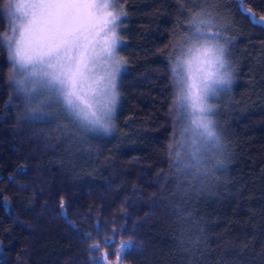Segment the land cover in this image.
I'll use <instances>...</instances> for the list:
<instances>
[{
    "label": "trees",
    "instance_id": "16d2710c",
    "mask_svg": "<svg viewBox=\"0 0 264 264\" xmlns=\"http://www.w3.org/2000/svg\"><path fill=\"white\" fill-rule=\"evenodd\" d=\"M114 2L124 64L95 132L56 100L32 111L43 98L3 43L0 0V264H264V0ZM206 41L231 75L197 173L184 165L204 141L184 138L171 60Z\"/></svg>",
    "mask_w": 264,
    "mask_h": 264
},
{
    "label": "snow or ice",
    "instance_id": "6c2138e0",
    "mask_svg": "<svg viewBox=\"0 0 264 264\" xmlns=\"http://www.w3.org/2000/svg\"><path fill=\"white\" fill-rule=\"evenodd\" d=\"M12 6L24 21L16 40L15 59L26 71L31 66L28 75L40 77L32 81L30 91L37 98L44 97L32 111H43L42 106L56 100L82 123L99 125L108 131L105 117L116 103L115 81L121 70L115 53L119 41L116 30L123 11L115 10L114 0H23ZM192 23L200 32V25L207 21L194 17ZM223 52L224 49L207 41L190 47L184 61L188 70L187 91L181 88L176 97L177 102H188L193 110L191 131L204 141L192 153L194 162L184 165L197 173L201 158L196 153L201 148L210 151L219 143L214 121L205 114L212 111L207 103L209 92H216L212 84L230 81V73L219 71L225 64ZM59 207L61 212L66 209L63 197ZM127 248V244H122L121 252Z\"/></svg>",
    "mask_w": 264,
    "mask_h": 264
},
{
    "label": "rangeland",
    "instance_id": "374dc122",
    "mask_svg": "<svg viewBox=\"0 0 264 264\" xmlns=\"http://www.w3.org/2000/svg\"><path fill=\"white\" fill-rule=\"evenodd\" d=\"M17 2H23V0H10V12L11 14V25L9 27L8 32L3 36V43L6 46V49L8 51V54L13 62V64L15 65L16 70L18 71L19 75L21 76V78L25 81V83H27L26 85H30V89L33 88V83L32 81L34 80H39L40 77H36V76H31L28 75V71L31 70V66L28 67V70L26 71L25 68H22L19 63H17L16 59H15V50H16V40L20 38V24L23 23L24 21L20 18L21 14L15 12V8L12 6ZM116 4V3H115ZM117 12L121 11V6L119 4H116V9ZM15 29V30H14ZM119 30H120V24L119 27L117 28V34L119 36V41H118V45L120 43V35H119ZM205 42H193L188 44L187 46H185L182 51L174 56L171 60V69L174 75V78L176 79V81L178 82L179 85V91H178V95H180V89L184 88L185 91H187V87L186 84L189 82L188 81V70L184 65V61L188 58L187 54H188V49L190 47H198L200 44H203ZM210 43V42H209ZM210 45H215L213 43H210ZM115 57L116 59L121 61V68L122 65L124 64L123 58L121 56V54L118 52V47L116 49V53H115ZM173 69H175V72L173 71ZM220 73H224V72H228L226 65L224 64V66L222 68L219 69ZM120 72V71H119ZM116 76V81L115 84L117 83V77L118 74ZM225 83H220V84H212V88H214L215 90L218 89V87L224 85ZM115 91L117 93V89L115 88ZM217 92V91H216ZM215 92V94H216ZM212 92H209L208 96H207V103L210 105V98L212 97V95H215ZM42 98H44L42 96ZM180 104V109L182 112V118H181V128L183 130L184 133V138L188 139V144L189 141L192 143L193 140L197 142H201L203 141L202 137H198L196 136L191 129L194 127L191 123L192 121V117H193V110L188 107V102L186 100L179 102ZM114 108V106H113ZM67 113L68 111L63 108ZM113 112V111H112ZM112 112L105 117V120L108 122L109 124V128L111 127L112 124ZM205 115H208L211 117L212 119V115L211 112L206 113ZM74 117V116H73ZM78 123H80L84 128L91 130V131H95V132H105V130L100 127L99 125H92V124H87L86 122L82 123L79 118L74 117ZM185 129H189V131H185ZM195 143V144H196Z\"/></svg>",
    "mask_w": 264,
    "mask_h": 264
},
{
    "label": "clouds",
    "instance_id": "9594fccd",
    "mask_svg": "<svg viewBox=\"0 0 264 264\" xmlns=\"http://www.w3.org/2000/svg\"><path fill=\"white\" fill-rule=\"evenodd\" d=\"M212 46H215L216 48H222V49H224V46L223 45H212Z\"/></svg>",
    "mask_w": 264,
    "mask_h": 264
}]
</instances>
